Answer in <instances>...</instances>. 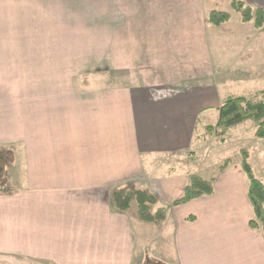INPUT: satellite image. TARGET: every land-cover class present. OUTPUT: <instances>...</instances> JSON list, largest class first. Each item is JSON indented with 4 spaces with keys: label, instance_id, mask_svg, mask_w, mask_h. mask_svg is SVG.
Returning <instances> with one entry per match:
<instances>
[{
    "label": "crops",
    "instance_id": "0c3cea01",
    "mask_svg": "<svg viewBox=\"0 0 264 264\" xmlns=\"http://www.w3.org/2000/svg\"><path fill=\"white\" fill-rule=\"evenodd\" d=\"M108 2L111 3L108 10H114V58L122 61L114 62L111 87L97 91L96 81L81 79L71 83L35 81L22 87L25 95L24 89H30L29 95L21 98L31 103V111L44 112L39 122L36 121L39 114L31 113L26 118V107H11L14 98H0V142L8 143L0 144L4 145L0 146V159L4 160L1 155L12 153L10 145L14 143L9 138L24 137V149H30L27 157L21 155L16 168L19 177L25 174L22 182L19 186L13 184L18 186L16 189L0 190V253L13 247L16 253L38 262L137 264L138 258L131 248L134 237L127 232L128 219L136 221V215L112 210L107 186L121 183L119 180L130 177V173L137 174L135 179L145 172L159 173L154 192L159 206H169L177 199L187 178L175 175L174 166L164 162L162 156L184 150L198 127L213 126L218 119V109L226 99L213 83L226 65L222 59L226 54L214 55L221 41L236 46L233 54L248 53L236 61L244 67L251 51L246 47L257 36L264 41V25L262 29H254L252 22L241 21L239 13L235 19L233 11L229 12L230 20L219 27L209 23L211 11L228 12L214 10L212 0ZM242 2L264 14V0ZM4 4V12L0 6V72H23L28 66L34 67L33 71H47L44 68L47 60L42 58L55 57V38L71 39L73 23L70 25L71 21L65 19L64 0H58L53 7L58 9L55 16L63 18L58 21L60 25L54 26L59 25L61 34L56 36L53 27L52 32L48 31L51 27L48 15L46 31L40 29L34 36L33 32L26 35L13 32L10 16L13 21L20 19L21 24L26 18L21 13L17 19L13 8L17 12L18 7L21 12L24 4L16 0ZM64 51L57 53L63 55ZM50 94L53 99L48 97ZM13 110L22 114L21 120L16 117L10 121L8 112ZM212 114L216 115L214 121L208 119ZM30 118L35 119L28 123ZM91 127L105 131L86 139L84 130ZM104 141L110 147L105 154ZM16 142L21 144L23 140ZM11 159L12 156L8 161ZM76 182L86 193L51 192L57 186L64 188ZM241 195L245 203L239 230L243 239L239 241L234 235L238 222L233 218L238 214L230 208L227 212L234 215L224 230L216 229L213 235L210 226L208 230L201 227L207 232L203 250L189 264H264V257L257 255L264 247L262 237L248 227L252 213L245 187ZM205 199H209L204 205L207 218L197 214L203 204L197 205L195 201L169 210L168 215L177 224L174 243L178 253H189L198 246L199 224L184 223L188 215L198 217L199 221L205 219L209 224L221 213L214 204V195ZM210 201L212 206L208 208ZM184 209L190 211L183 212ZM174 212L177 220L173 218ZM220 221L216 217V222ZM148 263L144 253L139 264Z\"/></svg>",
    "mask_w": 264,
    "mask_h": 264
},
{
    "label": "rangeland",
    "instance_id": "374dc122",
    "mask_svg": "<svg viewBox=\"0 0 264 264\" xmlns=\"http://www.w3.org/2000/svg\"><path fill=\"white\" fill-rule=\"evenodd\" d=\"M5 1L14 0L1 1L0 4L2 5L0 6H2L3 12L6 10L4 4ZM16 1H22L24 5L21 12L18 7L16 8L17 12L15 11V8H13V13L17 15V19L21 17V13L25 15L24 17L26 18L22 20L23 24H21L20 19L13 21V18L10 16L13 32H20L23 35L33 32L32 36H34L39 33L38 31L40 29H44V31H46L47 15L48 23L51 25V27H48L49 32H52V27L54 28L56 24H59V19L60 22L63 21V18L55 16L58 9H53L54 4H56L58 0ZM108 1L110 0H64L66 8L64 13L65 19L69 22L71 21L70 25L73 23L70 30L71 39L63 40L58 37L55 38V57L51 55L47 58H42L44 61L47 60L44 67L47 71H33L34 67L28 66L26 67L27 70L23 72H0V90L2 91H0V98H14L13 105H11V107H26V109H24V111L28 110L25 114L26 118H28L31 113L39 114L36 120L39 122L44 117V112L43 110H41L40 113L31 111V103L26 100L23 101L21 98L23 96H28L30 89H24L26 93L25 95L21 89L22 87H29L30 85H33V82L35 81L38 83H41L44 80L48 82L64 81L71 83V81H76L77 79L96 81L94 88L99 89L97 91L106 90L111 87V81H114V62L122 63V61H120L119 57L114 58V35H112L114 34V10L112 12L108 10V6L111 5ZM212 1L214 10L218 9L223 11V9H225L228 13L233 11L231 7V0ZM102 9L103 13L101 12ZM26 11L29 12L27 13ZM33 12L34 15H31ZM35 12L38 13L35 14ZM237 13L234 11L231 13L232 16H235V19L237 18ZM239 15L241 18L240 13ZM5 21L6 20L3 18V22ZM59 25L58 28H54L55 36L61 35L59 33ZM248 30L251 31L252 28L248 26ZM216 32L217 30L215 33ZM257 38L256 40H252L251 45L247 47L245 46L246 50H251L249 57L245 59L247 60V67L238 66L236 61L239 56H243V58H245L248 53L245 52L242 56L241 52L233 54L236 46L232 42L229 43L225 40L221 41L219 50L214 54L216 56L226 54V56L222 58L223 61L226 62L225 69H220L221 73H219V77L216 76L215 82H213L216 87V91L221 90L220 94L225 98L228 96H239L254 102H264V41L261 42ZM48 50L52 51L49 47ZM58 51H64L65 53L63 55L58 54ZM254 51L256 52L253 56ZM123 64H126V60ZM40 68H42V66H40ZM94 93L108 94L110 92L94 91ZM42 96L45 97L44 91L42 92ZM48 97L53 99V94H50ZM79 98L86 97L79 96ZM45 107H47V105ZM8 114L11 116L10 121L15 120L16 117L18 120H21L22 118V114L20 115L18 111H16L17 115L14 110L12 113L8 112ZM215 116L216 115L214 114L209 115L208 119L214 121ZM33 119L35 118H30L27 122L30 123ZM216 123L217 120H215L213 125L215 126ZM256 130L257 129L253 121H246L226 131H222L221 128H217L212 133L207 132L206 128H201L200 126L198 127V132L193 133L190 139V144L185 147L184 150L178 152L171 151L170 153L162 156V160L164 162L171 163L174 166L173 169L176 171V173H174L175 175H182V177L187 178L185 186L177 198L182 195L185 187L188 186L190 176H199L204 180L213 179V193L211 195L202 196L201 198L194 199L180 205L184 206L193 201H195L197 205L203 204V206L198 208L197 214H200L202 217H206L204 205L209 199L205 198H209L214 195V204L221 210V213L216 214V217L221 219L219 223L216 222V217L213 218L211 223L207 224L205 219L199 221V218L192 214L188 215L185 220H183L184 223L199 224V230H197L198 246H196L195 249H192L189 253L180 251L178 253V251H176L174 241L175 232L178 230L176 229L177 224L173 222L171 215H168V213L164 220L149 224L138 220V207L135 200H131L129 207L123 212L118 211L114 206L113 193H121L124 190L134 193L141 191L153 196L156 199L157 202L155 206H150L151 213H155L159 207V200L156 194H154L155 191L157 192L155 184H157L156 178H159V173L155 175H153L154 173L147 175L145 172L136 179L135 177L137 174L133 175V173H130V177L124 180H119L121 183L107 186V191L110 192L109 199L112 210L118 213L136 215V221H130L128 219L129 226H127V232L129 235H133L134 237L131 248L135 252V256L138 258L137 264L141 263L144 253H146V260L150 262L148 264H189L188 262H190V259L193 258V256L201 255L203 250L201 249L203 246L202 242H204L203 240L205 239L207 232L203 231L201 227L204 226L207 229L210 226L212 228L211 233L214 231L213 235H216V229L217 231L219 229L224 230V225H228L234 215V212H227L230 208L233 210L236 209L235 214H238L233 218L236 222H238L235 227L234 235L239 238V241L243 239V233L239 230L243 219L242 210L244 209L245 211V203L243 205L241 194L244 187L245 191L247 189V181L244 179L245 177H243V171L241 168L242 160L245 157H247L246 161L250 166L252 174L264 186V138L257 137L255 135ZM84 131L86 139H90L94 136L103 134L105 130L91 127L86 128ZM24 139L25 138L22 136L9 138L11 143H14L13 145H10L12 146V153L11 155L8 153H5L3 156L1 155L4 160L0 159V190L3 188L11 189V187L16 189L25 176L23 173L19 177L16 171L21 155L23 154L27 157L28 151L30 150L24 149ZM21 140H23V143L16 144L18 143L16 141ZM0 144L8 143L0 142ZM14 145L19 146L16 147ZM109 148L108 144L104 141L103 154H105ZM32 154L35 155L37 152H32ZM11 156V161H8V158ZM163 176L164 175L162 174L161 178H163ZM89 179L93 180L94 177H89ZM77 183L79 182L73 183L72 185H64V188H62V186H57L53 188L51 192L63 193V191H76L75 194L77 195L81 194L80 192L86 193V189L80 188L83 186H79ZM13 184L18 186H14ZM226 186L227 190L225 189ZM64 195L68 196L66 193H64ZM172 203L169 206L170 209L180 207H171ZM73 206H76V204L73 203ZM207 206L208 208L209 206H212L211 201ZM187 211L190 210L184 209L183 212ZM237 211H239V213ZM229 213L231 215H229ZM128 217L129 216H127V218ZM173 218L174 220L178 219L175 216V212L173 214ZM258 233L261 235L260 232ZM198 249L199 251H197ZM15 251L16 250L13 247L3 250V253H0V264H56L48 260L38 262L33 259H26V256H24L23 253H16ZM257 255L258 257H264V247Z\"/></svg>",
    "mask_w": 264,
    "mask_h": 264
},
{
    "label": "trees",
    "instance_id": "16d2710c",
    "mask_svg": "<svg viewBox=\"0 0 264 264\" xmlns=\"http://www.w3.org/2000/svg\"><path fill=\"white\" fill-rule=\"evenodd\" d=\"M231 7L234 12L241 14L242 22H253L255 29H260L264 25L262 10H252L250 7L245 6L242 1L237 0H231ZM208 18L209 23L219 27L229 20L230 14L228 12L211 11ZM246 121H253L257 129L255 135L264 138V102H254L244 97L230 96L224 100L218 109L216 125L208 126L206 129L210 133L217 128L226 131ZM246 160L247 157L242 160L241 168L247 181L246 196L252 212V218L248 226L251 230L260 232L264 240V186L254 177ZM188 183L182 195L172 203L171 207L180 206L213 193V179L204 180L199 176L192 175ZM124 191L113 193L115 208L123 212L129 207L130 201L135 200L138 207V220L143 223L152 224V222L164 220L170 210L169 206H159L155 213H151L150 206H155L157 202L153 196L141 191L135 193L128 190Z\"/></svg>",
    "mask_w": 264,
    "mask_h": 264
}]
</instances>
